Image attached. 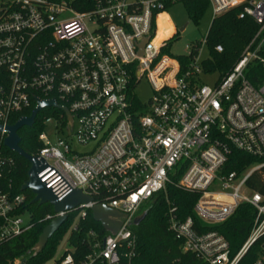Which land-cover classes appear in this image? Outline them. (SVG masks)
Segmentation results:
<instances>
[{"label": "built area", "instance_id": "built-area-1", "mask_svg": "<svg viewBox=\"0 0 264 264\" xmlns=\"http://www.w3.org/2000/svg\"><path fill=\"white\" fill-rule=\"evenodd\" d=\"M179 1L0 0V245L32 227L30 213L27 221L22 211L26 196L4 181L5 170L15 165L3 153L5 127L30 116L38 100L51 99L71 118L60 108H45L58 112L45 119L39 137L43 147L34 156L47 164L39 177L59 200L74 189L95 199L69 212L77 213L71 232L83 236L80 245L63 249L56 264H133V221L180 168L179 186L200 195L194 206L200 223L193 216L179 219L176 207L168 213L169 230L185 252L208 264H238L264 240V197L246 186L264 163L242 177L223 171L233 148L264 157V83L256 86L246 75L253 62L264 67V0H209L213 20L240 7L239 16L252 17L259 27L214 86L200 83L209 33L187 45L178 60L162 54L172 32L159 38L160 17ZM145 76L154 94L142 104L136 87ZM245 203L256 218L231 258L226 237L207 226L226 222ZM96 204L125 215L117 232L80 230ZM251 264H264V241Z\"/></svg>", "mask_w": 264, "mask_h": 264}, {"label": "trees", "instance_id": "trees-1", "mask_svg": "<svg viewBox=\"0 0 264 264\" xmlns=\"http://www.w3.org/2000/svg\"><path fill=\"white\" fill-rule=\"evenodd\" d=\"M181 1H185L190 17L197 22L210 5L209 0ZM241 11L240 7H236L216 17L209 30L207 47L210 58L204 62V65L210 71L219 70L221 76L232 69L259 29L252 17L241 18L239 16ZM169 26L167 16L161 15L159 38L171 33ZM217 45L223 46V52L216 51ZM261 55L264 56V46ZM246 75L250 82L256 86L264 83L263 65L259 62L251 63ZM31 111L32 109H29L16 115L12 122L16 121L20 115H29ZM50 112L53 115L58 111L54 109L41 111L36 116L32 127L25 126L19 131L20 146L30 155H36L43 147L39 137L46 130L45 119L51 116ZM3 153L15 161L12 168L5 170L4 181L8 186L11 185L13 193L26 196L22 211L30 213L32 227L24 234L0 245V264H15L17 258L24 259L22 264H46L56 256L58 246L75 222L77 213H70L68 220L48 241L45 248L36 254L34 247L43 229L52 220L48 217L54 215V210L50 204L32 203L34 195L29 190H22V185L28 178L30 163L7 147H3ZM262 163H264V157L257 158L233 148L223 171L225 173L236 172L238 176L242 177L252 167ZM182 172L183 169L180 168L176 174L171 176V181L166 189L149 202L145 219L139 225L132 226L137 238L138 251L133 264H208L194 254L185 252L181 241L176 239L174 233L169 230L168 213L172 207L177 208L176 214L179 219L185 220L187 217L193 216L200 223L194 213V206L200 195L179 186L178 182ZM246 186L251 192H257L264 197V166L252 173ZM255 218L256 209L245 203L240 205L235 214L226 222L212 227L207 226V228L218 230L226 237L230 245V257L233 258L248 239ZM79 224L82 232L94 228L105 233L102 225L94 220L92 212H89L88 217L81 220ZM72 235L75 238L74 245H80L83 236L81 231H72ZM263 241L262 239L255 243L238 264L253 263L258 257Z\"/></svg>", "mask_w": 264, "mask_h": 264}, {"label": "water", "instance_id": "water-1", "mask_svg": "<svg viewBox=\"0 0 264 264\" xmlns=\"http://www.w3.org/2000/svg\"><path fill=\"white\" fill-rule=\"evenodd\" d=\"M186 26L187 24L183 25L180 30L183 31ZM141 54H143V50H141ZM48 107L60 108L71 118L69 111L66 108L59 106L54 99L38 100V106L34 109L30 116L22 117L14 125H8L5 127V131L7 133L5 146L11 151L19 154L30 163L28 178L23 183L22 190H29L34 195L32 203H39L40 205L50 204L53 207L54 213L60 214L53 218L43 229V232L40 234L38 242L34 247L36 254L45 248L48 241L68 220L70 211L76 209L81 204L92 203L95 201L94 197L85 194L81 189H74L64 199L59 200L53 193L52 189L48 187L47 184L39 177L40 173H42L47 167L46 162L43 159H39L34 155L28 154L21 148V137L19 135V131L25 126L32 127L35 123L37 114ZM2 130L3 126L0 125V131ZM91 211L94 220L100 223L106 231H110L112 233L119 230L122 225V218L125 217L124 214L108 207L105 204H96L92 207ZM146 215L147 213L144 212L137 216L134 219L133 224L139 225L145 219Z\"/></svg>", "mask_w": 264, "mask_h": 264}, {"label": "rangeland", "instance_id": "rangeland-1", "mask_svg": "<svg viewBox=\"0 0 264 264\" xmlns=\"http://www.w3.org/2000/svg\"><path fill=\"white\" fill-rule=\"evenodd\" d=\"M166 14L169 18V31L172 32V38L168 41V47L163 50L162 54L168 55L169 57L177 60L186 55L187 45L201 41L207 36L214 17L213 7L210 4L198 22L193 20L188 13L185 1L170 4L166 9ZM185 24H187L186 28L181 31V27ZM202 56L205 61L210 58L208 48L204 50ZM221 75L222 74L219 70L210 71L204 65V72L200 76V83L214 86L220 79ZM153 94L154 90L149 78L147 76L143 77L136 87L137 98L142 104H147ZM51 112L49 115H52ZM52 139L53 142L57 141V137L55 135L52 136ZM78 151L80 153H85L86 149L78 147ZM148 205L149 203L145 206L144 211L147 210ZM24 217L27 221H29L28 211L25 212ZM73 225L60 242L56 256L46 264H56V260L62 254L63 249L74 245L75 238L71 232ZM23 261L24 259L17 258L15 260V264H22Z\"/></svg>", "mask_w": 264, "mask_h": 264}]
</instances>
